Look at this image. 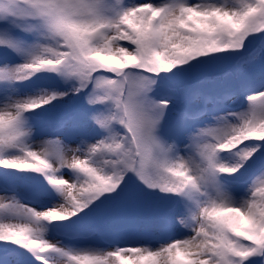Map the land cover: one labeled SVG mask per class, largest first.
Wrapping results in <instances>:
<instances>
[{"label": "snow or ice", "instance_id": "snow-or-ice-1", "mask_svg": "<svg viewBox=\"0 0 264 264\" xmlns=\"http://www.w3.org/2000/svg\"><path fill=\"white\" fill-rule=\"evenodd\" d=\"M0 264H264V0H0Z\"/></svg>", "mask_w": 264, "mask_h": 264}, {"label": "rangeland", "instance_id": "rangeland-1", "mask_svg": "<svg viewBox=\"0 0 264 264\" xmlns=\"http://www.w3.org/2000/svg\"><path fill=\"white\" fill-rule=\"evenodd\" d=\"M19 62V61H17ZM229 70V67L228 66H221L219 68H217L214 72L212 73H208L206 74L208 77H211L213 75H218V74H222L224 72H227ZM35 79V78H34ZM27 83V82H26ZM49 138H52V137H45V139H49ZM38 143V141H37ZM71 147H75V145H71ZM54 237L50 236L49 239H53Z\"/></svg>", "mask_w": 264, "mask_h": 264}]
</instances>
